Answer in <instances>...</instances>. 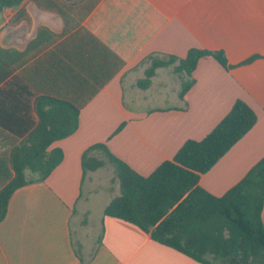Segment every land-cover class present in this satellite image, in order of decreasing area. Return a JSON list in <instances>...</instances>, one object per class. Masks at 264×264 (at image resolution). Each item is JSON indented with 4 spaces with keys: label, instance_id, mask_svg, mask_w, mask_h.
<instances>
[{
    "label": "crops",
    "instance_id": "0c3cea01",
    "mask_svg": "<svg viewBox=\"0 0 264 264\" xmlns=\"http://www.w3.org/2000/svg\"><path fill=\"white\" fill-rule=\"evenodd\" d=\"M0 48V189L13 176L12 150L38 127L41 98L80 111L77 131L51 146L63 151L60 165L13 193L0 264H202L104 215L120 195L109 154L150 176L241 99L257 123L199 181L215 197L236 186L264 157V0H23L0 12ZM191 49L224 52L231 68L205 56L188 77L174 73L176 61L139 87L152 58L183 59ZM87 151L103 166L85 170Z\"/></svg>",
    "mask_w": 264,
    "mask_h": 264
},
{
    "label": "trees",
    "instance_id": "16d2710c",
    "mask_svg": "<svg viewBox=\"0 0 264 264\" xmlns=\"http://www.w3.org/2000/svg\"><path fill=\"white\" fill-rule=\"evenodd\" d=\"M22 2L0 0V12ZM3 52L6 51L0 48L2 62ZM205 56H212L225 69L231 68L224 52L191 49L183 59L152 58L138 85L148 88L157 69L176 61L179 64L174 73L192 77ZM193 83L194 80L183 82L181 99ZM37 111L38 127L10 154L13 176L0 189V223L17 189L45 181L60 165L63 151L51 146L73 135L79 126L80 111L69 101L41 98ZM256 123L254 110L238 99L204 139L187 141L173 160L162 163L147 177L109 154L117 166L120 195L106 206L104 215L131 223L150 234L154 241L202 264H264V157L222 197L199 186L201 175L211 170ZM102 166V161L88 157V151L83 155L85 170L94 171ZM28 173L33 177L27 178Z\"/></svg>",
    "mask_w": 264,
    "mask_h": 264
},
{
    "label": "rangeland",
    "instance_id": "374dc122",
    "mask_svg": "<svg viewBox=\"0 0 264 264\" xmlns=\"http://www.w3.org/2000/svg\"><path fill=\"white\" fill-rule=\"evenodd\" d=\"M159 103H163V102H159V100H149V102L147 103V104H145V105H147V106H149L150 108H152V107H156V106H158L159 105ZM164 103L166 104V105H170L171 103H172V100L171 99H167V100H165L164 101ZM114 167V166H113ZM117 166L115 165V168H116ZM111 169L113 170V168H107V169H105V171H103V179H105L106 178V174L105 173H110L109 175H111ZM117 180H118V178H117ZM104 183H105V181H103L102 179L101 180H99V184L102 186V187H104ZM103 184V185H102ZM115 193H117V191L115 192ZM74 229H75V232L77 233V226H76V222L74 223ZM217 263L218 264H222V262L221 261H217Z\"/></svg>",
    "mask_w": 264,
    "mask_h": 264
}]
</instances>
